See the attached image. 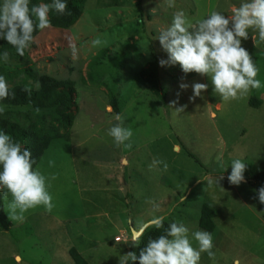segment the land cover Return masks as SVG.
Wrapping results in <instances>:
<instances>
[{
  "label": "rangeland",
  "instance_id": "rangeland-1",
  "mask_svg": "<svg viewBox=\"0 0 264 264\" xmlns=\"http://www.w3.org/2000/svg\"><path fill=\"white\" fill-rule=\"evenodd\" d=\"M242 2L175 0L169 8L167 0H85L72 25L39 30L23 56L7 63L0 59V75L8 86L28 74L26 82L34 89L40 75L71 87L66 135L52 140L34 165L46 177L56 176L48 189L54 207L47 212L41 205L26 212L23 222L11 220L6 207L11 196L6 200L0 193L1 210L10 223L0 230V264H72L70 247L87 264H118L119 256L135 251L132 236L141 235L155 218L200 229L203 202L215 211L213 229L207 231L215 257L201 253L199 264H264V204L256 196L264 177L255 178L264 169V86L224 101L207 76L185 74L179 64L159 66L167 53L155 39L177 10L190 20L213 10L227 17ZM97 36L106 38L107 45L93 47ZM70 43L78 50L75 57ZM241 45L264 85V41L249 30ZM100 49L104 52L88 74L87 64ZM151 61L163 101L147 91L138 73ZM181 77L189 85L205 83L208 88L190 101L192 89H179ZM177 92V106L186 105L179 114L169 106ZM0 106V117L8 119L34 111L29 105ZM116 114L133 131L131 148L117 147L107 134L117 123ZM154 159L168 168L151 166ZM235 159L246 164L238 186L227 180Z\"/></svg>",
  "mask_w": 264,
  "mask_h": 264
},
{
  "label": "clouds",
  "instance_id": "clouds-1",
  "mask_svg": "<svg viewBox=\"0 0 264 264\" xmlns=\"http://www.w3.org/2000/svg\"><path fill=\"white\" fill-rule=\"evenodd\" d=\"M167 6H175V0H167ZM67 10L65 0H51V3H40L30 7V0H2L0 2V39H4L15 48L19 56L25 54L34 42L33 33L51 25L50 13L64 15ZM249 30L258 33L260 41H264V0H243L239 7L232 10L230 16L218 11H211L204 18L190 20L183 10L174 12L169 26L162 29L155 38L161 48L167 53V59L161 58V67L179 64L183 73H197L207 76L213 85V91L224 101L246 97L251 90H258L262 86L256 79L259 69L248 51L242 47L241 41L247 40ZM108 43L106 38L97 36L91 41L93 47H104ZM71 55L78 53L74 44L70 43ZM5 63L9 61V53L0 56ZM181 77L179 89H192L189 100L201 97L207 90L208 84L193 82L191 85L183 82ZM29 92L30 88H25ZM9 86L3 75H0V99L9 97ZM177 99L170 102L177 114L184 111L186 105H179ZM110 110V109H109ZM4 107L0 106V112ZM117 121L108 129L107 134L113 138L117 147L123 145L131 148L130 139L133 131L123 127V117L114 116ZM35 161L31 152L18 141L0 131V192L7 200V213L11 220L23 222L25 213L38 206H44L50 212L54 204L53 197L48 191L51 180L56 176L46 177L39 168L33 167ZM168 164L154 159L151 166ZM231 172L227 180L232 185H239L244 181L246 164L240 159L230 162ZM54 162L49 161V166ZM225 170V169H224ZM222 178V177H221ZM208 183H213L209 180ZM215 183L218 184L216 178ZM259 203L264 204V186L256 190ZM163 217L150 221L157 229L163 228ZM191 237V238H190ZM131 244L138 246L140 233L132 236ZM196 242V247L193 246ZM213 237L211 233L200 229L191 230L182 221H172L164 229V234L149 239L140 250L139 256L129 251L119 256L118 264L128 261L138 264H199L201 253H207L214 259L212 251Z\"/></svg>",
  "mask_w": 264,
  "mask_h": 264
},
{
  "label": "trees",
  "instance_id": "trees-1",
  "mask_svg": "<svg viewBox=\"0 0 264 264\" xmlns=\"http://www.w3.org/2000/svg\"><path fill=\"white\" fill-rule=\"evenodd\" d=\"M84 1L85 0H65L67 4L66 13L64 15L50 13V26L67 28L72 25L79 17ZM40 3H51V0H30V7ZM39 30L40 29H37L33 33V36ZM4 52L9 53V59L19 56L14 47L8 44L6 40L0 39V56H2ZM103 52L104 49H100L90 58L87 64L88 74H90L91 67L96 63L98 55ZM138 73L147 91L156 96L160 101H163L164 92L161 91L158 85L156 63L154 61L149 62L145 67H142ZM9 76L10 75H8V77ZM26 76L23 77L18 84L9 86V97L0 99V104L29 105L34 111L22 112L19 114V117L11 119L0 117V131L9 134L14 141L20 142L24 148H27L31 152L35 165L52 140L66 135L67 128L71 123V114L69 111L71 87L68 85L69 82L67 81H59L47 75H40L36 79L37 88L34 89L26 82ZM30 77L31 80H35L33 75H30ZM26 87L31 89L30 94L25 91ZM248 102L252 107H255V104L251 102V100ZM112 107L114 108V103H112ZM263 174L264 169L263 173H258L255 175V178L262 179L264 177ZM214 215L215 211L213 207L208 202H203L200 206L197 218L198 228L211 231L214 226L212 220ZM170 222L172 221L163 220V228L157 229L152 225L140 235V244L134 251L137 256H139L140 250L149 239H154L164 234V229L168 227ZM9 224L8 219L1 210L0 203V230H5L8 228ZM68 255L71 258L72 264H87L83 257L73 247L68 249ZM130 264H138V261H131Z\"/></svg>",
  "mask_w": 264,
  "mask_h": 264
},
{
  "label": "crops",
  "instance_id": "crops-1",
  "mask_svg": "<svg viewBox=\"0 0 264 264\" xmlns=\"http://www.w3.org/2000/svg\"><path fill=\"white\" fill-rule=\"evenodd\" d=\"M17 257V256H16ZM235 261V260H234Z\"/></svg>",
  "mask_w": 264,
  "mask_h": 264
}]
</instances>
